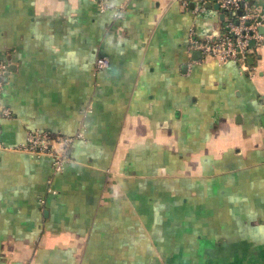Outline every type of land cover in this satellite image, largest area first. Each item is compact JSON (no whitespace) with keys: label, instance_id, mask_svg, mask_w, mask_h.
Segmentation results:
<instances>
[{"label":"crops","instance_id":"obj_1","mask_svg":"<svg viewBox=\"0 0 264 264\" xmlns=\"http://www.w3.org/2000/svg\"><path fill=\"white\" fill-rule=\"evenodd\" d=\"M203 1L0 0V144L81 134L59 172L0 149V264H264V0L245 67L188 50Z\"/></svg>","mask_w":264,"mask_h":264},{"label":"built area","instance_id":"obj_2","mask_svg":"<svg viewBox=\"0 0 264 264\" xmlns=\"http://www.w3.org/2000/svg\"><path fill=\"white\" fill-rule=\"evenodd\" d=\"M108 1L94 0L100 11L110 9L111 6ZM210 1L217 3L223 13V29L220 34L209 36L204 40L197 39L193 31L190 30L188 50L198 51L203 56L214 57L219 63L240 62L241 66L245 67L248 55L262 40V35L258 31L259 25L262 24L261 15L248 0ZM120 15L121 11H114L115 17ZM251 41H254V45L250 44ZM108 66L109 59L107 56H96L94 66L96 71H101ZM8 72V62L0 54V93ZM11 115V110L0 103V118L11 117ZM77 138H81V134L69 136L48 130H31L27 133L26 140L23 143L13 147L0 144V149L9 148L36 156L50 157L53 171L59 172L69 160L70 149ZM48 191L51 192L52 190L49 188Z\"/></svg>","mask_w":264,"mask_h":264},{"label":"water","instance_id":"obj_3","mask_svg":"<svg viewBox=\"0 0 264 264\" xmlns=\"http://www.w3.org/2000/svg\"><path fill=\"white\" fill-rule=\"evenodd\" d=\"M207 5L209 6V5H210V3H208ZM214 7H215L216 9H219V10H221V9L219 8V5H218L217 3H214ZM222 17H223V15H222ZM250 44H251V45H254V41H251V42H250ZM249 60L251 61L252 59H251V58H249Z\"/></svg>","mask_w":264,"mask_h":264}]
</instances>
